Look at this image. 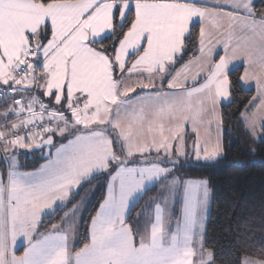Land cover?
Here are the masks:
<instances>
[{"label":"snow or ice","instance_id":"6c2138e0","mask_svg":"<svg viewBox=\"0 0 264 264\" xmlns=\"http://www.w3.org/2000/svg\"><path fill=\"white\" fill-rule=\"evenodd\" d=\"M238 87L264 143L254 0H0V264H215L209 181L180 172L222 156Z\"/></svg>","mask_w":264,"mask_h":264},{"label":"trees","instance_id":"16d2710c","mask_svg":"<svg viewBox=\"0 0 264 264\" xmlns=\"http://www.w3.org/2000/svg\"><path fill=\"white\" fill-rule=\"evenodd\" d=\"M255 5L259 10L264 7V0H257ZM254 94V90L238 87L231 102L222 104L224 154L216 162L193 164L180 172L185 178L209 181L212 204L206 248L213 252L215 264H240L245 245L252 248L264 245V143L253 142L239 119V112ZM25 164L31 168L37 163ZM97 188L90 211L102 195V187ZM87 227L85 215L81 231Z\"/></svg>","mask_w":264,"mask_h":264},{"label":"rangeland","instance_id":"374dc122","mask_svg":"<svg viewBox=\"0 0 264 264\" xmlns=\"http://www.w3.org/2000/svg\"><path fill=\"white\" fill-rule=\"evenodd\" d=\"M232 99V98H231ZM230 102H231V100H230ZM229 103V102H228ZM224 104H227V103H224ZM223 154H224V152H223ZM222 154V155H223ZM220 158V157H219ZM218 158V159H219ZM217 159V160H218ZM216 160V161H217ZM216 161H214V162H216ZM21 162L22 163H27V164H35V163H38L39 162V157L38 156H34V157H32V158H30V159H28V160H24V158L22 157L21 158ZM30 169V168H29ZM191 179H205V178H191ZM97 187V186H96ZM210 187V186H209ZM211 189V188H210ZM85 195V192H83V191H81L80 192V196L82 197V196H84ZM96 197H97V191L95 192V194H93L92 195V197H91V200H90V202H89V204H88V207H90L91 206V204L94 202V200L96 199ZM77 199H79V197H77ZM211 204H212V189H211V198H210V205H209V213H208V219H209V216H210V212H211ZM138 211H140V209H138ZM137 211V212H138ZM133 218H135V213H134V216H133ZM207 222H208V220H207ZM206 229H207V223H206ZM209 250V249H208ZM211 251V250H210ZM213 253V252H212Z\"/></svg>","mask_w":264,"mask_h":264},{"label":"crops","instance_id":"0c3cea01","mask_svg":"<svg viewBox=\"0 0 264 264\" xmlns=\"http://www.w3.org/2000/svg\"><path fill=\"white\" fill-rule=\"evenodd\" d=\"M257 0H254V3H256ZM90 208V207H89Z\"/></svg>","mask_w":264,"mask_h":264}]
</instances>
